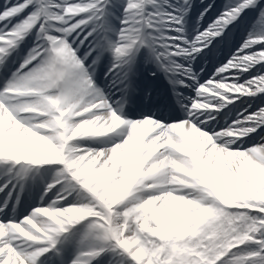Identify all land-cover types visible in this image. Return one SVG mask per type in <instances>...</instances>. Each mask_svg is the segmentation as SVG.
Masks as SVG:
<instances>
[{"label": "snow or ice", "instance_id": "6c2138e0", "mask_svg": "<svg viewBox=\"0 0 264 264\" xmlns=\"http://www.w3.org/2000/svg\"><path fill=\"white\" fill-rule=\"evenodd\" d=\"M192 7L0 0V164L15 169L0 185L12 184L0 201V264H103L109 254L118 264H264V0H226L204 28L213 4L196 21ZM213 53L223 59L209 75L201 62ZM141 54L171 96L134 84ZM81 122L92 133L71 135ZM133 144L140 175L116 193ZM50 162L39 201L17 211L32 166Z\"/></svg>", "mask_w": 264, "mask_h": 264}, {"label": "bare ground", "instance_id": "6f19581e", "mask_svg": "<svg viewBox=\"0 0 264 264\" xmlns=\"http://www.w3.org/2000/svg\"><path fill=\"white\" fill-rule=\"evenodd\" d=\"M212 1L213 2H209V0L205 1V3H206L205 7L208 4H213V7L210 8V9H208V11L206 13H208L210 16H213V14H216L211 19V22L208 23V25L215 20L216 16L221 11V3H219V0H212ZM202 11H203V9L200 11V13ZM200 13L198 12L196 15L191 16L192 21H195L196 20V16H200ZM206 13H205V15H206ZM204 16L201 19V22H204ZM251 16H252V14L250 13L249 14V17H248V20L250 19ZM246 23H247V21H246ZM191 27L194 29L195 28V24L193 23L191 25ZM250 28H251V26H250ZM251 30H252V28H251ZM247 35L248 34L247 33L245 34V30H243V29L234 30V39L232 40V45L233 46L236 45V47L237 46L239 47L244 42V40L247 38ZM225 50H228V49L225 48ZM214 54L215 53H213L211 55L213 56ZM221 58H222V56L218 57L217 54H216L215 62H217V60L218 59H221ZM137 59H138V62H137V65H136L135 70L138 72V76L137 77H134V76L132 77L134 84H136L140 88H146L148 86H152L151 89H155V90H158V91H164L166 93L168 91L171 92L170 91L171 85L169 83L163 84V87H161L159 84L156 83L155 80H152V79H154V77L152 76V73L153 72H156V75H157V73L159 72V71H157V69H156V67H155L154 64H152L150 62H145L142 54L140 56H138ZM209 61H210V58H209ZM107 63H108V59L106 58L105 59V62L103 64H101V66L97 69V79L100 80V81H104V79H105L104 73L107 71ZM201 63H202V66L204 67L206 73L208 74V71H209V68H210V64H209L208 60L207 61H202ZM193 64L195 65V62H193ZM142 65H144V66L147 65V66H145L141 70L140 68L142 67ZM16 66H18V64L17 63L16 64H13V63H11V60H10L9 61V69H8L9 73ZM257 67H259V65H257ZM195 70L198 71L197 68ZM214 71H215V69H214ZM159 73H158L159 76L161 74L164 76L163 73H161V72H159ZM201 74L204 75L205 73L202 72ZM4 76H5V70L4 69H0V82L3 81ZM166 82H168L167 79H166ZM165 89H166V91H165ZM241 99L248 100L250 98L247 97V96H241ZM235 103L237 105H239L240 104V100H236ZM216 110H220V109H216ZM238 110L239 109H237V111ZM177 114H179L178 108H177ZM215 119H220V117H215ZM105 135H108V134H105ZM252 135H255V134H252ZM82 139H84V140H86L88 142H92V141H94L97 138H88V137H85V138H82ZM245 139H247V137H245ZM57 164H58V162H50L48 164L41 165V166H32V169L35 170V171H33L30 174H33V173H38V174L40 173L41 174V172H48V170L50 171V169L53 168L54 166H56ZM9 167H11V163L10 162H7L5 164H0V168H5V169L8 168L9 169ZM56 171H55V174H56ZM6 172H7L6 174H5V171H3V172L0 173V179H1L0 185H3L6 180H8L10 177H12V176L15 175V169H13V171H11V172H9V171H6ZM44 184H45V182H44V175H42V174L41 175H38V177H35V180L34 181H31L30 180L29 183L25 186V190L21 194V203L17 206V209L16 210H18V208L24 207L23 205H25L27 203H30V202L35 201V199L38 202L39 199L34 198V197L39 192V190L44 186ZM8 189H9V185H8V188H6L3 192H0V201H2L3 198L7 195ZM14 195H15V193H13V196ZM118 260H119V257H118ZM117 264H118V261H117Z\"/></svg>", "mask_w": 264, "mask_h": 264}, {"label": "clouds", "instance_id": "9594fccd", "mask_svg": "<svg viewBox=\"0 0 264 264\" xmlns=\"http://www.w3.org/2000/svg\"><path fill=\"white\" fill-rule=\"evenodd\" d=\"M69 131L68 128H63L62 131H58V135L60 137H63L67 132ZM93 131L92 128L89 127V124L81 122L80 125H78L74 130H72L71 135H88L91 134ZM69 139L71 136L68 137ZM136 148L133 144L132 147L127 148L120 156V162L124 165V172L120 178L119 184H117L115 188V192L119 193L121 191L125 190V186H127L128 190L133 189V185L137 182V176L140 175L139 171L134 169H138V160L136 157ZM116 158H113V166H115ZM163 182V181H162ZM168 183H184L185 181L181 180V177L179 175H172L169 177V179L166 181ZM175 202H170L169 207H173Z\"/></svg>", "mask_w": 264, "mask_h": 264}, {"label": "rangeland", "instance_id": "374dc122", "mask_svg": "<svg viewBox=\"0 0 264 264\" xmlns=\"http://www.w3.org/2000/svg\"><path fill=\"white\" fill-rule=\"evenodd\" d=\"M205 1L207 0H192V10L190 12V16H194L196 15L198 12L200 13V11L202 9H204L206 3ZM209 2H213L212 0H209ZM226 0H219V3H221V10L223 8V5L225 4ZM220 9V8H219ZM214 15L216 14H213V16H210L208 13H206V15L204 16V22H201V19L199 20V25L204 28L206 26H208V23L211 22V19L214 17ZM199 16H196V20ZM207 17V18H206ZM251 19V17H250ZM249 19V20H250ZM195 20V21H196ZM251 28L250 26H248L247 30H245V34L247 33L248 34V31H250ZM238 47V46H237ZM236 50V45L233 46L230 50H225L224 52V56H230L231 55V52H234ZM26 51V48H24L22 51H21V54H23V52ZM210 58V61L208 60L209 64H210V68H209V71H208V74L210 75V73H212L214 71V69L216 67H218L220 64L215 62V59H216V53L212 56L209 57ZM223 59V56L222 58ZM18 64V62H17ZM144 66V65H143ZM146 66V65H145ZM144 66V67H145ZM15 68H13L12 70H14ZM11 70V71H12ZM197 70L199 71L200 69L197 68ZM58 165V164H57ZM57 165L54 166L53 168L50 169V171L48 170V172H41L42 175H44V182L45 184L47 182H49L53 176L55 175V171L57 170ZM47 171V170H46ZM40 173H33V175L35 177H38V175H41ZM14 183V182H13ZM12 187V184H9V189ZM42 190H43V187L39 190L38 194H36V198L39 199L40 198V194L42 193ZM15 196V195H14ZM13 196V197H14ZM37 203L36 199L35 201L33 202H30V203H27L25 205H23L24 207H21V208H18L17 211H23V210H26L28 208H30V206H33ZM109 260H112L113 261V264H117V261H118V257H115V256H112L111 254H109V256L105 257L104 260H103V264H109Z\"/></svg>", "mask_w": 264, "mask_h": 264}]
</instances>
